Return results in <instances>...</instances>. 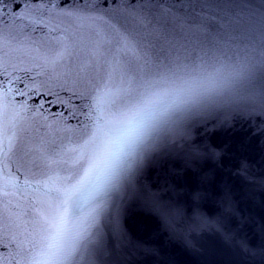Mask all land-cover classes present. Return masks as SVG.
<instances>
[{
  "label": "water",
  "instance_id": "water-1",
  "mask_svg": "<svg viewBox=\"0 0 264 264\" xmlns=\"http://www.w3.org/2000/svg\"><path fill=\"white\" fill-rule=\"evenodd\" d=\"M0 8V264H29L86 210L72 188L110 116L217 69H234L233 85L140 147L93 202L98 222L69 264H264V0Z\"/></svg>",
  "mask_w": 264,
  "mask_h": 264
},
{
  "label": "clouds",
  "instance_id": "clouds-1",
  "mask_svg": "<svg viewBox=\"0 0 264 264\" xmlns=\"http://www.w3.org/2000/svg\"><path fill=\"white\" fill-rule=\"evenodd\" d=\"M238 73L234 69L184 79L164 81L145 90L135 101L108 118L97 131L88 163L76 177L72 194L82 210L66 215V229L60 243L41 241L29 264H69L72 254L88 239L98 222L93 204L134 159L138 150L160 127L201 99L230 88Z\"/></svg>",
  "mask_w": 264,
  "mask_h": 264
},
{
  "label": "snow or ice",
  "instance_id": "snow-or-ice-1",
  "mask_svg": "<svg viewBox=\"0 0 264 264\" xmlns=\"http://www.w3.org/2000/svg\"><path fill=\"white\" fill-rule=\"evenodd\" d=\"M81 2L83 3V0H81ZM105 3H107V0H105ZM113 4H115L116 2H112ZM18 9V8H16ZM3 18V9L0 8V20H2ZM2 87V86H0ZM21 96L25 95V93H20ZM7 101H8V94L5 91L4 95L2 97H0V115H2L3 113L6 112L7 110ZM2 242V241H0ZM72 256V250L70 249L68 252V258L70 259Z\"/></svg>",
  "mask_w": 264,
  "mask_h": 264
}]
</instances>
